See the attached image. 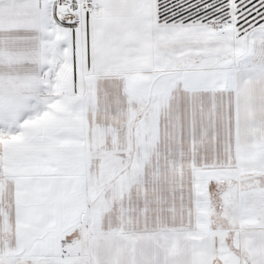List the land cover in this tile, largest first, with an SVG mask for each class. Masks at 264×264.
<instances>
[{
	"label": "snow or ice",
	"instance_id": "snow-or-ice-1",
	"mask_svg": "<svg viewBox=\"0 0 264 264\" xmlns=\"http://www.w3.org/2000/svg\"><path fill=\"white\" fill-rule=\"evenodd\" d=\"M0 264H264V0H0Z\"/></svg>",
	"mask_w": 264,
	"mask_h": 264
}]
</instances>
